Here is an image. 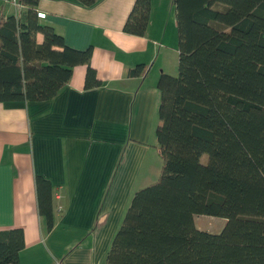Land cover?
Here are the masks:
<instances>
[{
  "label": "trees",
  "instance_id": "16d2710c",
  "mask_svg": "<svg viewBox=\"0 0 264 264\" xmlns=\"http://www.w3.org/2000/svg\"><path fill=\"white\" fill-rule=\"evenodd\" d=\"M37 1L0 16V103L53 100L76 65L86 90L100 86L90 47L66 45L35 16ZM150 1L134 0L123 32L144 34ZM171 3L178 61L175 75L156 81L160 173L132 196L104 264H264V0ZM34 184L50 229L51 185L38 176ZM202 215L225 225L200 231L193 218ZM22 249L19 229L0 230V264H16Z\"/></svg>",
  "mask_w": 264,
  "mask_h": 264
},
{
  "label": "crops",
  "instance_id": "0c3cea01",
  "mask_svg": "<svg viewBox=\"0 0 264 264\" xmlns=\"http://www.w3.org/2000/svg\"><path fill=\"white\" fill-rule=\"evenodd\" d=\"M163 1H150L142 36L122 31L134 0L37 1L40 21L66 45L90 47L100 86L86 90L76 65L53 100L0 103V230L23 233L16 264H104L132 196L159 176L156 81L175 75L178 61L175 13ZM22 9L0 5V16ZM136 67L143 72L128 75ZM36 176L52 188L50 229Z\"/></svg>",
  "mask_w": 264,
  "mask_h": 264
},
{
  "label": "rangeland",
  "instance_id": "374dc122",
  "mask_svg": "<svg viewBox=\"0 0 264 264\" xmlns=\"http://www.w3.org/2000/svg\"><path fill=\"white\" fill-rule=\"evenodd\" d=\"M161 1V0H158ZM165 1H163V4L165 6ZM171 6V0H169L168 6ZM8 8L7 6L4 7V10L6 11ZM172 10V7H171ZM169 17L172 19V12L170 13ZM206 155H202L200 157V162L204 163L206 161ZM194 222L193 224L195 225V228H197L200 231H207L208 233L215 235L216 233H218L223 227H224V220L221 218H211L208 216H195L193 218Z\"/></svg>",
  "mask_w": 264,
  "mask_h": 264
},
{
  "label": "built area",
  "instance_id": "2783aa9c",
  "mask_svg": "<svg viewBox=\"0 0 264 264\" xmlns=\"http://www.w3.org/2000/svg\"><path fill=\"white\" fill-rule=\"evenodd\" d=\"M0 5H8L14 9L16 13L19 9L23 8V4H21V0H0ZM35 16L38 18H44L45 15L42 11H35ZM57 264V263H56Z\"/></svg>",
  "mask_w": 264,
  "mask_h": 264
}]
</instances>
